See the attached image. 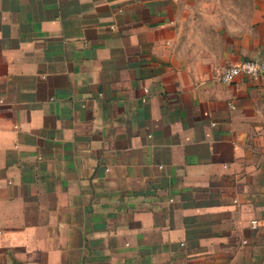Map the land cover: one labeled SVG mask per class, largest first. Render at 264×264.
<instances>
[{"label": "crops", "instance_id": "0c3cea01", "mask_svg": "<svg viewBox=\"0 0 264 264\" xmlns=\"http://www.w3.org/2000/svg\"><path fill=\"white\" fill-rule=\"evenodd\" d=\"M264 0H0V264H264Z\"/></svg>", "mask_w": 264, "mask_h": 264}, {"label": "built area", "instance_id": "2783aa9c", "mask_svg": "<svg viewBox=\"0 0 264 264\" xmlns=\"http://www.w3.org/2000/svg\"><path fill=\"white\" fill-rule=\"evenodd\" d=\"M247 77L249 79H258L264 76V63L256 60L243 61L237 65L225 69L217 78L221 84H233L238 77Z\"/></svg>", "mask_w": 264, "mask_h": 264}]
</instances>
